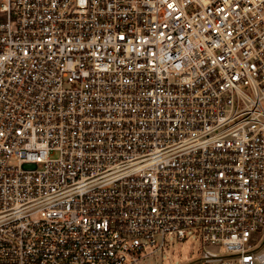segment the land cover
<instances>
[{
    "label": "built area",
    "instance_id": "obj_1",
    "mask_svg": "<svg viewBox=\"0 0 264 264\" xmlns=\"http://www.w3.org/2000/svg\"><path fill=\"white\" fill-rule=\"evenodd\" d=\"M264 264V0H0V264Z\"/></svg>",
    "mask_w": 264,
    "mask_h": 264
},
{
    "label": "rangeland",
    "instance_id": "obj_2",
    "mask_svg": "<svg viewBox=\"0 0 264 264\" xmlns=\"http://www.w3.org/2000/svg\"><path fill=\"white\" fill-rule=\"evenodd\" d=\"M166 251L161 255L152 256L140 264H198L201 252L200 243L188 237L184 241L174 238L166 239Z\"/></svg>",
    "mask_w": 264,
    "mask_h": 264
}]
</instances>
